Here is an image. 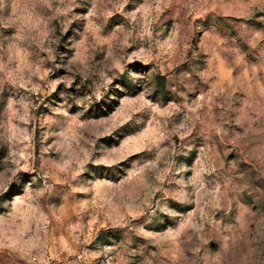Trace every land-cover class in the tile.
I'll return each instance as SVG.
<instances>
[{"label": "rangeland", "instance_id": "rangeland-1", "mask_svg": "<svg viewBox=\"0 0 264 264\" xmlns=\"http://www.w3.org/2000/svg\"><path fill=\"white\" fill-rule=\"evenodd\" d=\"M0 264H264V0H0Z\"/></svg>", "mask_w": 264, "mask_h": 264}]
</instances>
